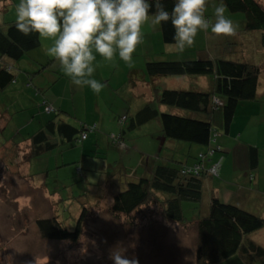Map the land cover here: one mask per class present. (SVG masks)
I'll return each mask as SVG.
<instances>
[{
	"label": "rangeland",
	"instance_id": "rangeland-1",
	"mask_svg": "<svg viewBox=\"0 0 264 264\" xmlns=\"http://www.w3.org/2000/svg\"><path fill=\"white\" fill-rule=\"evenodd\" d=\"M258 1L264 6V0ZM19 3L20 0H0V19L3 17L2 22L0 21L1 26L4 25L3 22L16 21L15 9ZM218 3V0H208L206 16L209 19H214L212 13ZM226 15L238 26L235 35L217 36L210 30L201 31L197 34L195 43L183 53H176L173 50L174 44L161 42L155 45L158 41L157 39L153 41L150 35L144 44L137 46V51L148 48L149 53H155L157 49L158 54L155 59L142 60L135 52L133 62L129 65L118 57L113 61H105L97 55L96 70L93 74L95 79L98 80L100 73H106V75L114 74V80L112 85L106 88L105 97L108 103L99 98L98 109L93 101H85L81 104L82 107L85 105L86 110L79 108V113H82L83 117L86 115L89 121L98 120L99 125L95 130L90 124L84 130L87 139L78 141L73 146L65 143L52 151L31 156L30 161L27 157V147L14 159V162H18L16 167L0 168V264H113L110 253L113 250H122L120 248L125 250L128 258H135L138 264H196L197 232L194 225L183 226L165 219L160 205L153 201L140 206L130 215L116 214L111 211V206L114 195L124 189L127 182L141 176L155 155L184 161L188 158L194 159L196 156L194 151L198 147L195 149L192 147V151L189 152L190 143L166 139L158 117L135 129L126 130L123 142L112 143L110 133L117 135L124 124L118 123L123 113L120 112L122 110L118 104L122 102L126 86L130 84L129 71L143 69L148 60H184L221 56L264 64L262 39L264 32L245 31L244 16L241 13H232L227 9ZM40 43L50 46L48 40L43 44L40 40ZM162 46H169L172 49L170 51L159 49ZM172 78L174 77H159L153 81L159 89L184 87L204 90L198 88L196 82L193 84V81L190 82L189 79L182 77L180 82L171 85L169 80ZM134 81L139 82L138 84L144 82L138 79V76ZM69 82L64 78L61 83L63 90L70 84ZM70 86L73 88L75 83L72 82ZM85 87L87 91L90 90L89 87ZM257 89L256 101H242L238 104L233 125L230 127V135L218 125L214 126L219 132L216 144L221 145L223 152L215 153L213 158L222 159L223 172L226 174L225 178L215 179L214 184H220L221 191L233 189L235 185L244 183L248 178L249 145L258 148L257 173L260 176V188L264 184V71L259 75ZM55 90L54 88L53 93ZM43 93L38 96L30 92L19 93V98L16 97L18 96L16 93L9 95L8 101L14 98L23 100L26 103L24 107L28 108L11 113L14 118L9 122V126L2 130L3 134L0 133V137L5 138L3 141L6 139L15 143L23 139L27 141L26 137L36 127L35 123L43 120L45 117L42 116L43 114L46 115V107L43 103L46 89ZM135 100L139 103L142 98L136 96ZM63 102L73 107L67 99ZM134 108V106L128 108V112L136 111ZM160 111L176 110L165 106ZM70 115L69 117L67 114V117L73 121L74 114ZM24 122L26 125L22 127ZM146 132L150 133V138L145 139L143 134ZM156 142H158L157 146ZM176 142L179 143V148L176 147ZM200 147L205 150L204 146ZM211 178L214 177H208L204 185L202 201L182 200V212L187 220L207 213L212 196L208 186ZM219 199L224 200L223 197ZM225 202L244 205L239 200ZM261 205L257 207L261 208ZM249 209L246 210L262 212ZM52 217L57 218L68 228H73L79 218L78 240L73 243L44 237L36 221ZM261 230L263 231L252 232L249 237L253 239L263 237L262 241H264V227ZM219 264L244 263L239 255H235Z\"/></svg>",
	"mask_w": 264,
	"mask_h": 264
},
{
	"label": "trees",
	"instance_id": "trees-1",
	"mask_svg": "<svg viewBox=\"0 0 264 264\" xmlns=\"http://www.w3.org/2000/svg\"><path fill=\"white\" fill-rule=\"evenodd\" d=\"M173 2L163 0L169 11L172 10ZM224 3L230 12L243 14L245 31L264 32V6L258 0H224ZM154 13L155 7L150 10V15ZM3 24L0 25V91L15 79L12 64L40 46L38 34L23 35L16 28L15 21ZM159 31L162 43L174 44V29L170 22L159 25ZM215 57L148 60L143 69L129 71L130 85L137 82L134 79L138 76L150 86L154 99L136 111L119 117L118 123L124 124L117 135L110 133L112 143L123 142L126 130L135 129L158 117L166 139L204 146L205 150L199 152L191 164L175 159L156 162L150 176L127 182L125 188L114 195L111 211L130 215L140 206L153 201L160 205L165 219L196 227V264H218L235 255H239L244 264H264V247L249 237L250 233L264 227V217L226 203L213 194L205 215L187 220L182 212V200L202 201L207 178L219 175L222 159L213 157L223 150L221 145L216 144L219 132L214 126L218 125L228 133L238 104L257 100L259 75L264 71V64L254 61ZM170 76H207L211 84L204 90L159 89L154 84L155 78ZM160 105L173 107L176 111H160ZM46 108L43 120L37 121L36 127L27 136L28 158L52 151L65 143L73 146L86 139L84 130L89 126L82 120L77 119L73 123L59 117L60 113L66 112ZM258 163V148L249 145L250 176L258 169ZM212 167H215V173H212ZM36 223L46 238L75 243L80 235L79 218L73 228H68L55 217L38 219Z\"/></svg>",
	"mask_w": 264,
	"mask_h": 264
},
{
	"label": "clouds",
	"instance_id": "clouds-1",
	"mask_svg": "<svg viewBox=\"0 0 264 264\" xmlns=\"http://www.w3.org/2000/svg\"><path fill=\"white\" fill-rule=\"evenodd\" d=\"M207 5L208 0H174L169 11L163 0H20L15 24L25 36L38 34L50 40L46 53L63 74L99 94L105 85L93 76L97 55L105 61L118 57L131 65L144 40L142 26L150 18L153 25L171 23L173 50L178 54L191 47L201 31L235 35L238 26L226 15L224 0L214 7V19L206 16ZM120 249L110 253L113 264H138Z\"/></svg>",
	"mask_w": 264,
	"mask_h": 264
},
{
	"label": "crops",
	"instance_id": "crops-1",
	"mask_svg": "<svg viewBox=\"0 0 264 264\" xmlns=\"http://www.w3.org/2000/svg\"><path fill=\"white\" fill-rule=\"evenodd\" d=\"M2 20H3V17L0 19V21L2 22ZM142 31L144 32L143 44L145 43V40L148 39V36L150 35L151 37H153V41L157 39L158 42H156L155 45L161 43L159 25H153L151 23V18L149 22H146L142 26ZM40 40L42 41V44H43V42L46 41L47 39L40 37ZM48 41H49V44H51V41L50 40ZM47 48L48 46L40 45L37 49L22 56L18 61L12 64V70L15 74V79L5 89L0 91V133L1 134H3L2 130H5L9 126V122L14 118L11 115V113L16 112V110H25L26 108H28V107H24L26 103L23 102V100H20V99L16 100L14 98L12 101H8L9 95L10 94L13 95L14 93H16L18 94V96L16 97L19 98V93L23 94L24 92H30L33 95L38 96L40 93H43L45 89H46V93H45L46 97L43 98L44 99L43 103L45 107L51 106L53 110H57V112L58 110H61V111L68 113L69 115L74 114L73 121L72 119L71 120L68 119L66 113H60L59 115L60 118L65 119L67 121H72L73 123H75L77 119L78 120L80 119L84 122L86 126H90L91 124L92 126L91 128H94L93 130H95V128L99 125L98 120L93 119V122H91L88 120L86 115L83 117V114L79 113V108L82 107L81 104H83L85 101L87 102L93 101L94 106L96 107V109H98L99 108V101H98L99 98H102L105 102L108 103V100L105 97V92H106V88L112 85V82L114 80V74L113 75L112 74L106 75V73L99 74L97 78L98 81L102 82L105 85V87L102 89V91L99 94L94 93L91 89L87 91L85 86H81L77 84H75V86L72 88L70 85L73 82V80L63 74L62 70L60 69L58 65V62L55 61L51 56H49L46 53ZM159 49L170 51L172 48L169 46H164V47L162 46ZM136 52L138 56L142 58V60L146 58L155 59L158 54L157 49L155 53H149L148 48H145L143 51L139 50ZM95 64L97 63L95 62ZM54 65H57V66L53 67ZM181 77L183 79H189L190 82L193 81V84L196 82L198 88L207 89L210 87V84H211V80L207 76H202V77L187 76L186 78L185 76H177V77L170 79L169 84L173 85L175 82H180L179 80L181 79ZM64 78H67L70 81L69 82L70 84L63 90L62 89L63 86H61L62 85L61 83L64 80ZM138 83L139 82L132 84V85L129 84L126 86L127 89L125 90L124 98L122 99V102L118 104V107H120V109L122 110L120 112H123L121 113V115L127 113L128 108H132V106L135 107L134 110H137L140 107H142L144 104H146L148 101H151L154 99V93L152 89L150 88V86L144 82L140 84ZM54 88L56 89L55 93H53ZM34 91L36 94L34 93ZM136 96H139L142 98L141 102L138 103L137 100H135ZM89 97L90 99L87 100V98ZM93 97H95V99H93ZM64 99H67V102L69 104H72L73 107H70L67 104H64L63 102ZM163 107L165 106L160 105L159 109L162 110ZM82 108L86 110L85 105ZM39 112H40V107H39ZM34 115L35 113L33 114V116ZM233 122L234 121H232L230 127L233 125ZM25 125H26V122L22 124V127H24ZM17 130H21V129H17ZM227 134L230 135V128ZM143 135L145 136V139L151 137L150 133L148 132H146ZM95 137H97V135H95ZM4 139L5 138L2 139V136L0 137V140H1L0 142V168L6 169V168L13 167V166L16 167L18 162H14V159L17 158L19 152H24V150L28 147L29 139L28 137H26L27 141L23 139L22 141L18 143H15L11 140L9 141L7 139L3 141ZM164 141L166 142V140ZM175 144L177 148L180 147L179 143L176 142ZM157 145H158V142H156V146ZM194 145L195 144H191L188 146L189 152L192 151V147H194V149L198 147V149L194 151V156L197 155L199 152L204 151L200 146H194ZM83 150H84V146L82 147V152ZM171 159L173 158H160L155 155L153 159L145 167L141 176H150L156 162L160 160L167 162L168 160H171ZM194 160L195 158L194 159L188 158L184 160V163L191 164L194 162ZM28 161H30V158H28ZM223 167H224L223 163H221L218 178L226 177L225 176L226 174L223 172ZM257 172H258V169L255 171V173H253L252 176L248 174V178L245 179L244 183L235 185L233 189H227L226 191H221L220 184L218 183L214 184L216 178H211L212 180L208 183V186H210L209 188L211 189L210 190L211 195L213 194L216 196L219 195L220 197H223L224 202L228 200H230V202L239 200L244 205H239L235 203L236 205L243 207L245 209L253 208L255 210H258L259 212L262 211L261 213H257L256 211L254 213H257L260 216L264 217L263 215L264 214V204H263L264 203V184L261 185V188H260V184H259L260 176H259V173ZM256 173L257 175H255ZM133 174H135V172H133ZM139 177H137V179ZM229 178L230 177H228V179ZM229 183H232V182H229ZM239 190H243V192H238ZM259 204H262L261 208L257 207L259 206ZM256 231H263V230H261L260 228ZM256 231L254 233H257ZM250 238L264 247V241H262L263 237H261V239H258V238L253 239V237L250 236Z\"/></svg>",
	"mask_w": 264,
	"mask_h": 264
},
{
	"label": "built area",
	"instance_id": "built-area-1",
	"mask_svg": "<svg viewBox=\"0 0 264 264\" xmlns=\"http://www.w3.org/2000/svg\"><path fill=\"white\" fill-rule=\"evenodd\" d=\"M46 109H47V110H51V107H50V106H49V107L47 106ZM123 118H124V117H123ZM123 118H122V119H123ZM210 152H211V151H210ZM197 168H198V167H197ZM211 171H212V173H215V172H216V171H215V167H212V168H211Z\"/></svg>",
	"mask_w": 264,
	"mask_h": 264
}]
</instances>
